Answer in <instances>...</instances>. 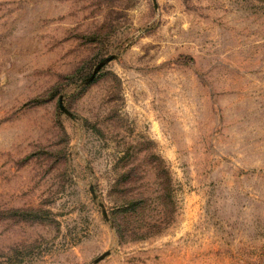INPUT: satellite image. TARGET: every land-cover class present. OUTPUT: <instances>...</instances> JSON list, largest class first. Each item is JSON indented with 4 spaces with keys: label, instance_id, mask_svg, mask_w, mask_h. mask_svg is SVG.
Instances as JSON below:
<instances>
[{
    "label": "rangeland",
    "instance_id": "1",
    "mask_svg": "<svg viewBox=\"0 0 264 264\" xmlns=\"http://www.w3.org/2000/svg\"><path fill=\"white\" fill-rule=\"evenodd\" d=\"M0 264H264V0H0Z\"/></svg>",
    "mask_w": 264,
    "mask_h": 264
},
{
    "label": "trees",
    "instance_id": "2",
    "mask_svg": "<svg viewBox=\"0 0 264 264\" xmlns=\"http://www.w3.org/2000/svg\"><path fill=\"white\" fill-rule=\"evenodd\" d=\"M157 170V169H156ZM163 173L165 175V178H163L162 183L164 185L163 187V192L160 196L162 205H163V212L164 214L168 215L174 214L175 213V208H174V199H173V192L171 189V181L170 178L168 177V174H166V170L164 169H159L158 174ZM142 201L145 203V200H140V201H134L130 205L123 206L117 210V215L120 216L118 218V221H115L116 224V230L118 235L120 236V239H126L128 240L129 237H131V233H129V230L127 229V223H125V220H128V218H131L133 216L139 215L141 211L143 210L142 206ZM166 208V212L164 209ZM119 222V223H118ZM163 222H160L159 224L155 223L151 228L147 229V233L141 234V238H146L151 232V229H155V233H160L162 229L166 226L164 225ZM149 232V233H148ZM153 233V234H155Z\"/></svg>",
    "mask_w": 264,
    "mask_h": 264
},
{
    "label": "water",
    "instance_id": "3",
    "mask_svg": "<svg viewBox=\"0 0 264 264\" xmlns=\"http://www.w3.org/2000/svg\"><path fill=\"white\" fill-rule=\"evenodd\" d=\"M109 60H110V59H107L105 62L101 63V64L98 66V68L96 69V72L99 71V69H101L102 66H103L107 61H109Z\"/></svg>",
    "mask_w": 264,
    "mask_h": 264
}]
</instances>
